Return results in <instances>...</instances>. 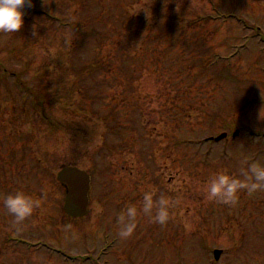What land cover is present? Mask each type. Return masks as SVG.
<instances>
[{
  "label": "rangeland",
  "instance_id": "rangeland-1",
  "mask_svg": "<svg viewBox=\"0 0 264 264\" xmlns=\"http://www.w3.org/2000/svg\"><path fill=\"white\" fill-rule=\"evenodd\" d=\"M125 10L133 15L127 24ZM171 10L183 26L188 20L204 24L206 48L199 51L214 59L226 57L230 67L224 74L216 65L195 68L211 82L197 94V109L182 133L201 136V141L228 132L227 138L207 143L198 153L173 146L181 128L161 112L165 94L176 96L177 83L162 69L139 66L136 58L123 60L122 85L113 84L119 97L106 102L105 109L119 108L117 119L126 128L111 134L106 122L91 114L94 108L79 109L78 91L65 87L69 74L57 68L70 51V60L81 64L92 60L93 53L104 55L111 49L109 44L98 49L96 35L80 36L77 21L98 18L103 11L97 27L107 31L122 23L127 35L123 46L129 43L133 54L152 33L140 26L135 35L140 16L154 28V23L169 21ZM206 17L213 20L206 22ZM25 21L18 33H0V196L23 188L41 200V207L17 231L0 202V264H264V189L253 195L242 190L235 205L209 200L205 192L213 173L239 175L247 166L242 161L264 162V0H35ZM19 80L49 101L35 104ZM210 107L220 109L224 117L219 123L227 124L212 134L211 125L203 122ZM45 112L54 121L83 125L88 134L52 129ZM38 160L46 171L37 168ZM65 165L91 174L84 217L71 219L63 211L65 190L56 174ZM27 168L33 170L30 175ZM145 191H152L154 199L165 195L172 200L167 224L143 213ZM133 204L139 210L137 226L121 238L118 216ZM214 249L223 250L218 261Z\"/></svg>",
  "mask_w": 264,
  "mask_h": 264
},
{
  "label": "trees",
  "instance_id": "trees-1",
  "mask_svg": "<svg viewBox=\"0 0 264 264\" xmlns=\"http://www.w3.org/2000/svg\"><path fill=\"white\" fill-rule=\"evenodd\" d=\"M99 1L104 4L105 0ZM122 2L123 0H120V3ZM103 11L106 12L105 9H103ZM103 11L98 13V18H94L93 16L87 21H77L75 30L78 34L80 33V36L87 34L96 35L98 40L96 47L98 49H101L104 45L107 46V44L111 45V49H107L104 55H101V53H93L92 60L81 64L70 60V57H73L72 51H70V57L68 53H66L58 60L57 68L60 71H66L69 74L68 78L64 79L65 87H70L71 90L75 89L79 93V109L86 111L88 106L94 108L93 111H91V114L98 116L106 122L107 132L111 134H120L122 129L126 128L125 124L117 119V114L121 110H118L119 108H116V106H110V108L106 110L105 105L106 102L111 103L118 99L119 95L113 94V84L120 83V86L122 85L121 81L123 79L121 75L126 72L123 69L125 62L128 63V59L132 62L133 59L136 58V62L139 66L160 68V71L162 69L163 73L167 75L169 81L177 83L174 84L177 85V87L174 88L176 90V96H174V99L168 94H165L166 102L162 108L163 111L161 114H168V117L171 119L170 122L175 123L177 128H181V131L174 136L173 146L177 149L191 147L194 148L195 153H198L204 145L211 142H205L204 140L199 141L202 139L201 136L189 138L185 135V132L182 133V131L186 126L188 119L191 117L193 113L192 111L197 109V107L193 106L197 99V94H200V92H202L201 90L205 89L204 87L206 84H209L211 81H204L203 79H206L204 74L200 71H196L195 68L200 65L209 68L212 65H216L222 74H224L226 70H230L229 65L225 63L226 57L214 59L211 56L207 57L202 51H199L206 48L205 42L202 41V39L205 40V35L201 33V31L204 30V24L188 20L187 25L183 26L177 23L181 17L177 15L175 11L171 10L168 15L169 21L162 23L159 22V24L154 23L155 27L153 28L151 22L144 20L142 16H140L141 19L135 31V35L140 33V26L142 27V30L147 28L149 32L152 33L147 32L149 33L147 40L142 42L136 52L130 54L132 49L129 48L131 47L129 43L126 48L123 46L127 35H124L123 33L125 29L122 23L110 27L107 31H102L97 27L99 19L105 16ZM132 17L133 15H131L128 10L124 11L126 24L128 21L129 23L132 22ZM210 19L213 20L212 17H206L204 21L208 22ZM151 34L153 35L152 41L155 44L154 46L153 44H149L151 43ZM103 36H106V38H100ZM107 36L112 37L108 38ZM192 45L193 48H191ZM139 55H143V57ZM123 60H125V62H123ZM220 61L222 62L220 63ZM5 69L6 67L2 70ZM54 73L56 74L55 71ZM102 73H105V76ZM57 80L58 79L54 82ZM19 82L21 88L26 85L22 80H19ZM16 87L17 90H22L17 84ZM27 88L31 99L35 104L42 105L49 101L46 94H43L30 86H27ZM222 88H224V86ZM215 92L216 91H213L212 95ZM76 109H78V107H76ZM76 109H74V111H76ZM222 117L224 116L220 109L210 107L209 110L206 112L204 111L203 122L211 125V129H209L210 134L223 130L225 126H227V124L221 125L219 123V121L223 119ZM44 118L45 120H48L46 125L49 124L52 129L67 127L75 134H88L86 127L79 124L77 125L75 121H54L51 119L50 114H47L46 112ZM30 134L31 133L29 132L27 135L28 138L32 137ZM13 139L16 140V136L13 137ZM118 145H122V141ZM105 146L109 149H115L116 144H105ZM13 153L16 154V152ZM14 154H12L13 158L16 156ZM27 156L28 154L25 153L24 158L26 160ZM40 162L41 161L38 160V165H36L37 168L44 169V166H42ZM27 169L29 173L28 175H30L33 170L29 168ZM44 170L46 171V169ZM43 174H45L44 171Z\"/></svg>",
  "mask_w": 264,
  "mask_h": 264
},
{
  "label": "clouds",
  "instance_id": "clouds-1",
  "mask_svg": "<svg viewBox=\"0 0 264 264\" xmlns=\"http://www.w3.org/2000/svg\"><path fill=\"white\" fill-rule=\"evenodd\" d=\"M35 6V0H0V33H18L25 26L27 9ZM36 28V25L33 26ZM240 168V174L221 170L213 173L205 182V192L209 200H216L225 204L235 205L240 199L242 190L249 195L256 194L264 189V162L259 160L247 163ZM0 202L11 215L13 227L19 231L24 222L33 216L34 212L41 207V200L35 198L23 188L0 196ZM172 200L165 195L154 199L152 191L143 194L142 211L149 215L153 222L161 225L167 224L171 218L170 209ZM138 208L135 204L130 205L118 216L119 236L126 238L136 228ZM154 213V214H153ZM71 228V225H66Z\"/></svg>",
  "mask_w": 264,
  "mask_h": 264
},
{
  "label": "water",
  "instance_id": "water-1",
  "mask_svg": "<svg viewBox=\"0 0 264 264\" xmlns=\"http://www.w3.org/2000/svg\"><path fill=\"white\" fill-rule=\"evenodd\" d=\"M237 134V131L235 135ZM227 137V133H221L208 140L219 142ZM57 180L67 188L63 209L70 216H83L88 213L90 176L84 169L76 166H65L57 173ZM221 249L213 251L214 259L219 260Z\"/></svg>",
  "mask_w": 264,
  "mask_h": 264
}]
</instances>
